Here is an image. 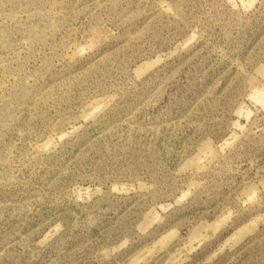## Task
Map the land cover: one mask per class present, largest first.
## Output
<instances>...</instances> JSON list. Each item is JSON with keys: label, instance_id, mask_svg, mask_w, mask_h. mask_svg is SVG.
<instances>
[{"label": "rangeland", "instance_id": "rangeland-1", "mask_svg": "<svg viewBox=\"0 0 264 264\" xmlns=\"http://www.w3.org/2000/svg\"><path fill=\"white\" fill-rule=\"evenodd\" d=\"M0 264H264V0H0Z\"/></svg>", "mask_w": 264, "mask_h": 264}]
</instances>
